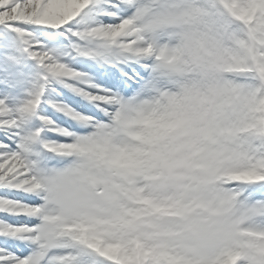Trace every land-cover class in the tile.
Wrapping results in <instances>:
<instances>
[{
  "label": "snow or ice",
  "instance_id": "obj_1",
  "mask_svg": "<svg viewBox=\"0 0 264 264\" xmlns=\"http://www.w3.org/2000/svg\"><path fill=\"white\" fill-rule=\"evenodd\" d=\"M0 264H264V0H0Z\"/></svg>",
  "mask_w": 264,
  "mask_h": 264
}]
</instances>
